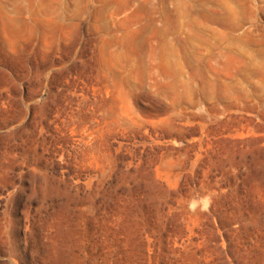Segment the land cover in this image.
Wrapping results in <instances>:
<instances>
[{
    "label": "rangeland",
    "instance_id": "1",
    "mask_svg": "<svg viewBox=\"0 0 264 264\" xmlns=\"http://www.w3.org/2000/svg\"><path fill=\"white\" fill-rule=\"evenodd\" d=\"M0 264H264V0H0Z\"/></svg>",
    "mask_w": 264,
    "mask_h": 264
}]
</instances>
